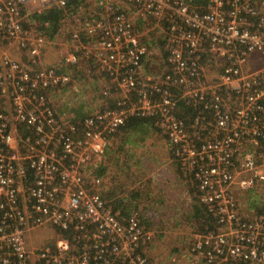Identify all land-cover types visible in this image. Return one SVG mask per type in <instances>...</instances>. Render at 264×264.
Instances as JSON below:
<instances>
[{"label":"built area","instance_id":"1","mask_svg":"<svg viewBox=\"0 0 264 264\" xmlns=\"http://www.w3.org/2000/svg\"><path fill=\"white\" fill-rule=\"evenodd\" d=\"M104 1L92 19L78 17L63 62L83 61L105 80L102 96L116 97L64 121L50 96L74 80L44 62L53 39L24 22L30 2L36 12L68 0H0V264H149L156 232L138 211L115 209L98 175L132 117L152 120L213 220L194 234L190 264H264V0ZM134 17L154 23L139 30ZM157 30L164 49L152 71L146 39ZM254 55L262 64L246 71ZM234 190L258 195V210L245 215ZM48 226L69 236L28 248L27 233Z\"/></svg>","mask_w":264,"mask_h":264},{"label":"rangeland","instance_id":"2","mask_svg":"<svg viewBox=\"0 0 264 264\" xmlns=\"http://www.w3.org/2000/svg\"><path fill=\"white\" fill-rule=\"evenodd\" d=\"M108 2H113L114 4H119L118 6H121L120 3L122 1L108 0ZM30 3L33 4V9L31 11L26 9L24 27L37 29L35 28V25L30 22V14L33 13V10L37 9L38 4L36 2ZM104 5V0H81V2L76 6L74 12L66 14L65 18L61 22L58 35H55L52 38L56 41V43L51 46L57 51V58H59L57 61L58 64H56L57 62L48 63L43 59L46 64H50L59 70L67 67L74 80L71 86L54 91L50 96L53 108L55 109L56 107L57 116L64 121L79 120L77 117H83L87 113H91L94 110L111 106L115 100L116 94H112L110 97L102 96L101 90L102 86H104L103 83L105 80L100 79V77L97 76H89L85 72V67L87 66L86 63L80 61V63L75 64L76 66L74 65L75 67L72 68L71 64H65L63 62L64 57L71 53L74 49L75 42L71 40L70 33L76 27L78 17H81V20H90L97 12L104 10ZM133 22L139 30L150 28L151 24L154 23L148 18H146L143 22L141 19L135 17L133 18ZM146 42L148 43L151 53H149V56L144 61V66L153 71L156 68L155 61L163 55L164 49L163 38L159 30L150 32ZM1 46L4 47V45ZM12 49L13 48L9 50L11 55ZM258 57V55L253 56L251 62H249L245 68L246 71H253L260 68L263 59H259ZM167 143L166 138L162 136L156 128L151 127L148 124L136 126L128 132L118 130L108 141L107 147L110 145L107 151L110 152V154H108L106 158V161L110 163L109 166L107 165L108 170H110V174H115L116 176L120 168L123 169V166L125 167V165L130 163H141L143 160L147 163L150 161L148 159H152V157L159 158L167 156L168 151L170 152ZM107 152L104 153V156ZM159 164L161 165V163ZM163 165L164 166L161 165L163 167V172L167 169H172L166 161H164ZM156 167H146L147 169H143L140 166V171L138 172H140L139 174L143 176L142 178L149 177V174H155V172L151 171V169L154 170ZM158 170L159 173L162 174L161 170ZM99 172L103 174L101 169ZM117 176L118 177L116 178L120 180L121 177H119V175ZM132 177L128 180L130 181ZM149 178L152 179L154 177ZM114 180L115 179L111 181V184H113L112 187L114 188H109V190H107V192L112 190L113 195H111V197L113 202L118 203L122 212H126V214L132 210L138 211L144 224L156 232L154 242L147 247V252H145L149 264H190L191 260H189L187 255L190 243L194 238L193 236H195L194 234L202 231L199 230L197 221L194 219L190 204L182 203L181 207H179L180 192H176L177 186L172 191V193H177L175 198V200L178 199L175 204L176 211L167 212L166 214L158 211H154L152 213L150 209L153 207L155 202H158L157 200L161 191L158 194L157 189L153 190V187L150 186V184H152L151 182H149L150 184L147 183L144 186V183H141V181L137 178V180H135V184H131L126 187V184L123 183L116 187L117 182H114ZM107 183V181H102V186H107ZM132 183H134V181ZM182 184V189H190L192 202V198H194V187L192 185V181L184 180ZM234 194L237 201L241 204V210L245 215L252 214L258 210V206L260 204V198L258 195L253 196L250 195V192H240L239 190H234ZM162 199H171L168 195V190H166ZM169 201L170 200H167V206L165 205L166 208L163 210H168ZM58 236L59 234L56 229L52 227L48 226L37 228L27 233L26 245L30 249L40 248L44 245L52 246ZM154 256L156 257L153 261Z\"/></svg>","mask_w":264,"mask_h":264},{"label":"crops","instance_id":"3","mask_svg":"<svg viewBox=\"0 0 264 264\" xmlns=\"http://www.w3.org/2000/svg\"><path fill=\"white\" fill-rule=\"evenodd\" d=\"M32 7H33V4H31V3H29L27 5V9L30 10V11L33 9ZM55 43H56V41L53 40L52 43L44 50V54H43L44 58L43 59L46 60V62H48V63L57 62L59 60V58H57V53H56L57 51L54 48H52V46H51L52 44H55ZM58 54H59V52H58ZM12 55H13L14 58H16L17 60H20V61H26V59H27L26 53L25 52L23 53L22 51L18 50L17 47H13ZM250 62H251V60H250ZM62 70L63 71H67V68H63ZM54 110H55V112L57 114L56 107H55ZM109 147H110V145L107 147L105 152L108 151ZM108 154H110V152H107L105 156H102L100 158V163H99V167H98V175H100V177L102 178V181H107L108 182L107 186L104 185V186L101 187V194H102V196L104 198L105 197L112 198L111 197V195H113L112 194V190H110L108 192H107V190H109V188H111V189L114 188V187H112L113 184H111V181H113V179H115L114 182H117L116 183L117 184L116 187L121 185V184H123V183H125L126 187H128L131 184H135L136 183L135 180H137V178H138L141 181V183H144V186L147 183L151 182L152 184H150V183L149 184H150L151 187H153L152 189L153 190L157 189L158 194L161 191L160 195H162V196H164L166 190H168V195L171 198V199H167V200H170L169 203H168V210L167 211L163 210L167 206V204H166L167 200L162 199V196L159 195V198L157 200L158 202H155L154 205H153L154 211H156V212L158 211L160 213L161 212L165 213V212L176 211V205L175 204H176V200H178V199L175 200V198L177 196V193H172L173 189H175L176 186H177L176 192H178V191L180 192V195H179V197H180L179 198V200H180L179 207H181L182 203H185V204L188 203V204H190V206L192 208L191 195H190L191 191H190L189 188H186L185 190L182 189V186H183L182 182H184V181H182L180 176L179 177L177 176V175H179L178 168H177L175 163L171 162V160H170V152L169 151H168L167 156H163V157H159V158H153L152 157V159H148V160H150V161L147 162L148 164L145 163L146 162L145 160H143L141 163L134 162V163H130L128 165H125V167L123 166V169L120 168V170L116 174V176H115V174L114 175L110 174V170H108L107 165L108 166L110 165V163H108L106 161V158H107ZM164 161H166L171 166L172 169H167L165 172H163V167L162 166H164L163 165ZM159 163H161L162 166ZM150 165H151L152 168H155L156 165H157V167L154 170L151 169V171H154L155 174L152 175V173H151L148 176L149 177H154V178H157V179L152 178L153 179L152 180L149 177L142 178L143 176H141L139 174L140 172H138V171H140V166L143 169H147L146 167L151 168ZM100 169H101L103 174H101L99 172ZM158 169L161 170L162 174L159 173ZM117 175H119V177H121L120 180L116 178V177H118ZM131 177H132V179L129 181L128 179L131 178ZM134 177H136V178H134ZM179 178H180V180H179ZM133 181H134V183H132ZM166 184H168V186H166ZM183 208H185V207H183ZM177 228H179V227H177ZM156 256H158V255H156ZM156 256H154L153 261H154ZM157 260H158V257H157Z\"/></svg>","mask_w":264,"mask_h":264},{"label":"trees","instance_id":"4","mask_svg":"<svg viewBox=\"0 0 264 264\" xmlns=\"http://www.w3.org/2000/svg\"><path fill=\"white\" fill-rule=\"evenodd\" d=\"M81 2V0H68L65 8H60L54 4L49 6L48 8L42 10V11H36L30 14V22L33 23L37 31L39 33L46 35L48 38L52 39L55 35H58L60 25L62 20L65 18L66 14L72 13L75 11L76 6ZM76 66V65H75ZM74 65L71 66L72 68L75 67ZM113 105V104H111ZM181 107V113H179L180 116H189V114H193V110H191L188 107ZM83 117H77V119L81 120ZM141 124H148L151 127H153L152 120L148 118H137L132 117L129 118L124 125H122L119 130L120 131H131L136 126H139ZM178 177L180 176L177 175ZM182 179V178H181ZM180 180V178H179ZM184 181V180H183ZM168 186V184H166ZM105 196V195H104ZM107 200H110L115 209H119L123 215H127L126 212H122L121 207L118 203H114L112 198H105ZM194 201V203H193ZM150 211L153 213L154 208L152 207ZM192 212L194 219L197 221V225L199 226V230L204 231L206 230V226L211 227V224L213 223L212 218L207 213L205 206L198 205L197 201L192 198ZM167 212H165L166 214ZM58 234L62 236H69V232H61L59 230H56Z\"/></svg>","mask_w":264,"mask_h":264}]
</instances>
